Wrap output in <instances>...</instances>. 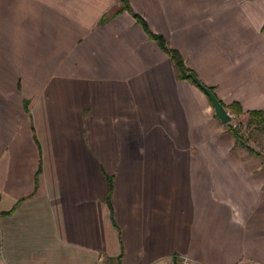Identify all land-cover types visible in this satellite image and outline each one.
Instances as JSON below:
<instances>
[{
  "label": "crops",
  "instance_id": "obj_1",
  "mask_svg": "<svg viewBox=\"0 0 264 264\" xmlns=\"http://www.w3.org/2000/svg\"><path fill=\"white\" fill-rule=\"evenodd\" d=\"M129 3L0 0V264H264V158L151 36L233 123L264 109V0Z\"/></svg>",
  "mask_w": 264,
  "mask_h": 264
},
{
  "label": "trees",
  "instance_id": "obj_2",
  "mask_svg": "<svg viewBox=\"0 0 264 264\" xmlns=\"http://www.w3.org/2000/svg\"><path fill=\"white\" fill-rule=\"evenodd\" d=\"M119 1L121 2V7L119 8L118 12H121L123 10H128L130 12H133L129 0H119ZM134 15L139 20V22H141V24L145 27V29L148 30L145 20H143V18L140 17L138 14L134 13ZM107 18L108 16H105L103 18V21L106 20ZM151 36L159 43L160 47L171 56L175 64V67L177 69L179 78L191 79L187 75L188 72H190V69L187 67L182 55L177 50L171 48L162 36L156 34H151ZM232 109L233 112L236 114L243 113V109L239 104L236 103L233 104ZM227 125H228V131L234 136L236 143L238 145L246 148L249 152L257 156L264 158V153L250 144V140L245 136L239 124L228 123ZM248 125L254 126V128L258 130H264V109L250 111ZM110 187L112 189V181L110 183ZM11 212L12 211L4 212L3 214H9ZM113 264H117V263H113Z\"/></svg>",
  "mask_w": 264,
  "mask_h": 264
},
{
  "label": "water",
  "instance_id": "obj_3",
  "mask_svg": "<svg viewBox=\"0 0 264 264\" xmlns=\"http://www.w3.org/2000/svg\"><path fill=\"white\" fill-rule=\"evenodd\" d=\"M193 81L207 94L210 98L216 117L223 123H229L233 120L231 114L224 103L218 98L215 92L207 86L195 72H188L187 74Z\"/></svg>",
  "mask_w": 264,
  "mask_h": 264
},
{
  "label": "rangeland",
  "instance_id": "obj_4",
  "mask_svg": "<svg viewBox=\"0 0 264 264\" xmlns=\"http://www.w3.org/2000/svg\"><path fill=\"white\" fill-rule=\"evenodd\" d=\"M249 117L237 118L234 124H239L245 136L250 140V144L264 153V130L255 129L248 125Z\"/></svg>",
  "mask_w": 264,
  "mask_h": 264
},
{
  "label": "built area",
  "instance_id": "obj_5",
  "mask_svg": "<svg viewBox=\"0 0 264 264\" xmlns=\"http://www.w3.org/2000/svg\"><path fill=\"white\" fill-rule=\"evenodd\" d=\"M97 264H107L105 263L102 258L97 262ZM165 264H206L189 254L185 253H178L168 259Z\"/></svg>",
  "mask_w": 264,
  "mask_h": 264
}]
</instances>
